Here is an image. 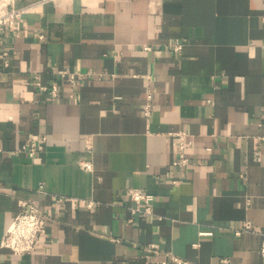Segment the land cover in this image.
<instances>
[{
    "label": "crops",
    "instance_id": "1",
    "mask_svg": "<svg viewBox=\"0 0 264 264\" xmlns=\"http://www.w3.org/2000/svg\"><path fill=\"white\" fill-rule=\"evenodd\" d=\"M8 40L0 264H264V0H49ZM76 68L93 73L70 96L59 71ZM129 186L155 195L152 213ZM23 197L49 210L47 232L16 254L1 240ZM245 220L254 230L237 233Z\"/></svg>",
    "mask_w": 264,
    "mask_h": 264
},
{
    "label": "built area",
    "instance_id": "2",
    "mask_svg": "<svg viewBox=\"0 0 264 264\" xmlns=\"http://www.w3.org/2000/svg\"><path fill=\"white\" fill-rule=\"evenodd\" d=\"M47 1L49 0H33L30 3L20 6L17 4L16 0H0V43L3 44L2 58L5 59V63L9 62L10 48L7 45L9 41L8 38L13 33L18 20L21 19L23 14L30 8L44 4ZM40 37L44 38V34L41 33ZM183 44L182 40H174L171 42V45L175 50L182 49ZM262 45L264 51V41ZM145 47L149 48L150 46L146 45ZM59 72L63 80L72 87V91L69 94L70 96H73L79 84L85 80L87 76L93 73L91 69L83 70L79 68L62 69ZM34 79H36L35 82L39 88L50 92L51 97L55 98L60 94V85L57 81H54L52 84H46L42 81L43 79L41 78V75L37 73L34 75ZM172 135L175 140L174 144L178 147V156L173 163L177 166L184 167L192 161L186 153V144L188 142L186 141L188 135L187 130H176L172 132ZM37 148L36 142L32 141L29 146L24 145L22 149L28 151L31 156H35L37 154ZM18 151L19 150H14L13 152ZM81 164L85 168H93V161L91 159L83 160ZM8 189L7 186L0 183V192ZM128 196L136 202L135 207H133L134 211H141L143 213L153 212L152 201L156 197L152 192H149L142 187L138 188V186H129ZM62 199L63 197L61 195L57 198V201ZM18 202L21 208L8 224V227L3 234L1 245L9 247L16 254H24L36 249L43 236L46 234L49 210L28 198H19ZM93 203V200L89 202L90 205ZM242 230H254L253 223L250 220H245L243 228L237 229V233H240ZM258 231L262 236L260 254L264 259V229L260 228ZM202 233L209 234L211 231H202ZM157 247V243L151 242L148 244V249L150 251L157 250ZM171 255L172 259H175L179 264H198L176 254L171 253Z\"/></svg>",
    "mask_w": 264,
    "mask_h": 264
}]
</instances>
